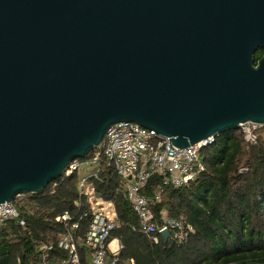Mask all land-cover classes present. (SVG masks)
<instances>
[{"label": "water", "instance_id": "95a60500", "mask_svg": "<svg viewBox=\"0 0 264 264\" xmlns=\"http://www.w3.org/2000/svg\"><path fill=\"white\" fill-rule=\"evenodd\" d=\"M259 49L264 0H0V208L119 122L178 148L264 126Z\"/></svg>", "mask_w": 264, "mask_h": 264}, {"label": "trees", "instance_id": "16d2710c", "mask_svg": "<svg viewBox=\"0 0 264 264\" xmlns=\"http://www.w3.org/2000/svg\"><path fill=\"white\" fill-rule=\"evenodd\" d=\"M264 49L255 53L256 62ZM96 147L87 157H93ZM204 169L182 188L167 187L153 211L163 212L193 226L185 241L174 232L154 243L142 233L139 218L122 191V180L103 156L88 179L98 199L113 204L119 225L112 232L124 248L118 264H264V126L256 129V143L249 144L241 128L219 133L203 148ZM80 170L52 181L42 192L32 193L18 205L21 219L0 226V264H30L38 248L53 246L47 258L64 257L58 247L66 231L56 217L68 211L79 223L76 236L85 237L91 222L92 202L80 193ZM161 178L152 177L143 193L151 197ZM56 183V185H55ZM82 250V249H81ZM83 251V250H82Z\"/></svg>", "mask_w": 264, "mask_h": 264}, {"label": "built area", "instance_id": "2783aa9c", "mask_svg": "<svg viewBox=\"0 0 264 264\" xmlns=\"http://www.w3.org/2000/svg\"><path fill=\"white\" fill-rule=\"evenodd\" d=\"M259 126L255 123L241 126L245 140L249 144L256 143V129ZM215 137L188 148H178L170 146L168 137L138 123L119 122L111 126L93 157L86 161L74 160L63 174L66 177L82 168L83 170L86 167L93 168L92 171L85 172L79 184L80 193H86L93 206L91 222L85 237L82 240L77 238L79 223L65 211L56 217V220L66 227L58 242V247L65 253L64 257L50 261L47 258V251L53 249V246L44 244L38 248L40 253L38 259L30 264H118L124 248L122 241L118 238V248L114 251L110 249L112 232L119 225L117 214L113 204L98 199L95 191L88 186V179L97 176L94 169L103 156L122 180L123 194L139 218V230L154 243H159L165 230H169L170 234L174 232L178 243L185 241L194 231L193 226L171 218L166 212L158 219L153 206L160 202L165 188H182L204 169L200 161V152L214 143ZM154 176L160 177L162 182L154 195L148 197L143 190ZM25 196L21 194L13 202L1 204L0 226L7 221L21 219L18 205ZM105 204L110 211L103 207ZM20 223L22 226L25 225L22 219Z\"/></svg>", "mask_w": 264, "mask_h": 264}, {"label": "rangeland", "instance_id": "374dc122", "mask_svg": "<svg viewBox=\"0 0 264 264\" xmlns=\"http://www.w3.org/2000/svg\"><path fill=\"white\" fill-rule=\"evenodd\" d=\"M242 129V128H241ZM91 169L93 168H89V167H86L84 170L83 168L80 170V175L83 176L85 174L86 171H92ZM103 207H105L106 210L110 211L111 209L108 208L107 204H105ZM109 213V212H108ZM118 248V238H113L111 240V243H110V249L112 251L116 250Z\"/></svg>", "mask_w": 264, "mask_h": 264}, {"label": "crops", "instance_id": "0c3cea01", "mask_svg": "<svg viewBox=\"0 0 264 264\" xmlns=\"http://www.w3.org/2000/svg\"><path fill=\"white\" fill-rule=\"evenodd\" d=\"M90 172V171H89Z\"/></svg>", "mask_w": 264, "mask_h": 264}]
</instances>
